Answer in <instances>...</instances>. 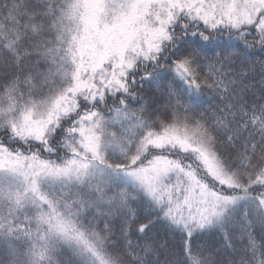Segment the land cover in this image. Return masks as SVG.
<instances>
[{"label":"snow or ice","instance_id":"snow-or-ice-1","mask_svg":"<svg viewBox=\"0 0 264 264\" xmlns=\"http://www.w3.org/2000/svg\"><path fill=\"white\" fill-rule=\"evenodd\" d=\"M0 264H264V0H0Z\"/></svg>","mask_w":264,"mask_h":264}]
</instances>
